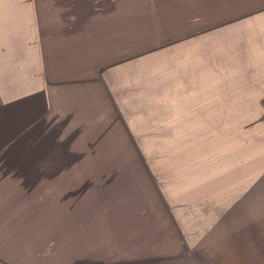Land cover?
<instances>
[{
    "label": "crops",
    "instance_id": "0c3cea01",
    "mask_svg": "<svg viewBox=\"0 0 264 264\" xmlns=\"http://www.w3.org/2000/svg\"><path fill=\"white\" fill-rule=\"evenodd\" d=\"M124 6L0 0V264H264V0H182L199 90L179 112L229 114L228 141L199 145L196 185L113 201L94 196L109 175L61 168L55 141L125 140L141 54L125 48Z\"/></svg>",
    "mask_w": 264,
    "mask_h": 264
},
{
    "label": "rangeland",
    "instance_id": "374dc122",
    "mask_svg": "<svg viewBox=\"0 0 264 264\" xmlns=\"http://www.w3.org/2000/svg\"><path fill=\"white\" fill-rule=\"evenodd\" d=\"M124 5L138 12L125 13V48L137 47L141 54L133 66L126 65V83L128 77L134 78L135 88L124 91L125 140L55 142L60 143L61 168L70 164L71 169L109 175L93 178L94 185L102 186L94 196L164 201L171 191L174 198L179 197L175 193L184 182L196 185L197 179L190 177L197 168L199 145L228 141L229 114L221 115L218 124L213 114L179 112L192 110L186 105L192 100L196 105L199 90L198 83L191 82L193 65L181 60L182 0H124ZM131 23L134 29L128 26ZM234 117L238 120L241 114ZM247 221L238 219L237 227ZM260 229V225L248 227L253 233ZM245 231H237V236Z\"/></svg>",
    "mask_w": 264,
    "mask_h": 264
},
{
    "label": "trees",
    "instance_id": "16d2710c",
    "mask_svg": "<svg viewBox=\"0 0 264 264\" xmlns=\"http://www.w3.org/2000/svg\"><path fill=\"white\" fill-rule=\"evenodd\" d=\"M149 1H151V2H153V0H149ZM177 2H181V0H176ZM155 2V1H154ZM124 10H125V13H127V14H130L131 12H135V13H138L137 12V9H134V8H125L124 7ZM140 13V12H139Z\"/></svg>",
    "mask_w": 264,
    "mask_h": 264
}]
</instances>
